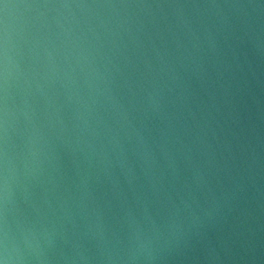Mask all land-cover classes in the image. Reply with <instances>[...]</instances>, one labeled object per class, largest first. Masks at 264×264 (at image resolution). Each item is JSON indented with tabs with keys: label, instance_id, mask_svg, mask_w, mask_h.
Returning a JSON list of instances; mask_svg holds the SVG:
<instances>
[{
	"label": "water",
	"instance_id": "water-1",
	"mask_svg": "<svg viewBox=\"0 0 264 264\" xmlns=\"http://www.w3.org/2000/svg\"><path fill=\"white\" fill-rule=\"evenodd\" d=\"M0 264H264V0H0Z\"/></svg>",
	"mask_w": 264,
	"mask_h": 264
}]
</instances>
